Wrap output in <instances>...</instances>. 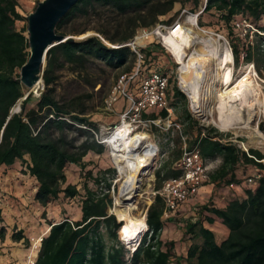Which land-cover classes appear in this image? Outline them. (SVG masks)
I'll return each instance as SVG.
<instances>
[{"label": "trees", "instance_id": "1", "mask_svg": "<svg viewBox=\"0 0 264 264\" xmlns=\"http://www.w3.org/2000/svg\"><path fill=\"white\" fill-rule=\"evenodd\" d=\"M18 5V0H0V166L14 168L18 162L21 174L33 182V201L43 208L62 199L79 202L77 219L65 217L48 224L33 264H264V152L243 151L233 142L223 143L227 135L211 127L198 126L189 115L185 116L189 120L187 129H196L187 147L197 148L203 159H220L218 167L209 175L212 183L239 185L237 172L243 167L254 169V174L247 179L258 178L255 185L244 190L243 197L230 199L223 207L208 201L199 207L193 218L184 221L182 237L189 242L184 253L177 252L174 241L160 238L165 204L160 195L155 194L146 211L147 232L126 258L127 250L116 235L122 221L107 213L111 198L107 193L98 196L87 187L81 195L66 177L68 166L83 170V160L89 153L100 155L105 151L104 143L97 138L98 127L87 111L90 95L84 89L64 97L56 93L59 73L63 70L75 74L78 82L91 91L100 84V79L89 72L95 65L127 66L125 70H130L138 61L136 82L142 76L161 71L152 64L157 54L164 52L158 42L147 46L135 44L134 51L126 45L141 30L167 24L162 18L169 15L175 5L186 6L190 13L199 7L196 24L200 28L213 29L214 23L226 28L234 63L238 64L242 56L244 62L255 64L254 49L242 44L241 29L236 23L244 20L264 33V0H78L59 20L55 32L74 36L93 31L97 35L51 47L42 73L43 91L33 106L28 107L29 95L28 101L21 103V110L10 115V110L24 96L18 78L29 54L26 27L17 25L23 19ZM93 16L100 22L98 27L86 25ZM203 18L208 21L204 23ZM78 21L85 22V26L68 29L69 24ZM255 37L263 44L264 63V35L255 32ZM255 65L259 69L258 64ZM170 84L172 81L168 78ZM170 90L176 98L183 96L175 83ZM158 116L165 118L167 111L142 114L145 119ZM180 155L181 150L172 151L170 160L162 168ZM178 175V171L169 169L163 178ZM84 177L98 184L104 180L92 177L90 170L85 171ZM155 177L162 178L161 170ZM160 186L158 184L155 191ZM195 195L181 205L190 202ZM215 222L228 231L223 240L219 241L209 228ZM102 228L104 234L112 238L109 246L103 240ZM11 237L16 242L24 238L21 231L12 233ZM3 239L4 227L1 226L0 240Z\"/></svg>", "mask_w": 264, "mask_h": 264}, {"label": "rangeland", "instance_id": "2", "mask_svg": "<svg viewBox=\"0 0 264 264\" xmlns=\"http://www.w3.org/2000/svg\"><path fill=\"white\" fill-rule=\"evenodd\" d=\"M38 1L41 0H18V11L23 16V19L17 23L18 27H27L26 16L34 10ZM188 6L189 5L187 4V7ZM187 7L175 5L173 11L169 15L162 18L165 21H168L167 24L148 29L146 31V35L142 38L140 37V39L136 41V44L143 46H147L153 41H156L163 47L164 52L157 54L155 62L152 64L156 68L160 67L161 71L159 72L167 76L172 81V84L168 85L167 105L172 109L171 117H174V122L176 123V125L166 128L167 121L161 120L158 125L153 124L150 127H145L143 124L132 122L131 118L126 120L135 130L143 131L149 134L151 140L155 145H157L159 150L154 157L152 162L153 165L150 167L151 176L143 178L140 184L138 197L130 204L129 207L130 213L133 216H142L144 217V220L147 208L153 201L155 187L158 184L162 185L163 181L166 179L163 178V175L167 170H172V163L168 164L165 169L162 168L164 167L163 165H165L168 159L170 160V154L172 151L180 150V146L182 145L181 136L185 137L188 145L189 141L195 135L196 129H187L188 124H185L184 121L186 115H189L203 127H211L216 131L227 135V138L229 137L230 140L234 141V143L243 151L255 149L264 152V141L255 137V133L252 130L228 129L223 131L218 129L208 118L197 115L193 112V110H191L189 99L178 83L179 65L161 44L158 35L156 34V30H162L179 23L184 27L193 29L200 37H212L217 39L219 43L225 44L228 48H230V46L228 40L226 39V28L223 26L214 23V27L216 29L219 28V30H215V28L203 29L197 24L192 26L187 23L186 18L191 15L197 16L198 13L196 12L199 10L198 7L196 12L190 13ZM195 18L197 23V17ZM207 21L208 19L203 18L204 23ZM84 23L85 22L82 23L81 21H78L75 24H69L68 29L73 30L82 28L85 26ZM86 25L89 27H98L100 22H98L97 18L93 16L88 19ZM139 33L140 32H138L136 36H141ZM25 34L27 35V31H25ZM84 35L97 34L93 31H86L83 34L74 36L82 37ZM239 39H241L244 46L248 45L254 49L252 50V57L255 64H258L259 69L257 68V65L253 63L244 62L241 56L238 64H235L233 61V79L240 76L247 66H251L253 69V84L255 85V88L260 91L261 96L264 97V63L261 52L263 50V44L255 37V31L247 27L241 29ZM128 45L130 49L134 51L133 47L130 44ZM193 48L199 49L200 45L195 44ZM257 48L259 52H257ZM188 52L190 51L188 50ZM242 54L243 52L241 51V55ZM137 65L138 61L132 65L130 70H125L127 66L121 68H112L103 64L92 66L89 72L92 75H96L100 79V84H96L92 91L89 90L87 86L78 82L75 74H72L67 70H63L59 73L56 93L59 97H64L69 94H75L83 91V89L87 91L88 95H90V99L87 102V111L90 119L98 127L97 138L100 142H103V138L108 135L112 128L121 123V114L128 107V102L120 99L109 110L105 107V99L117 77L127 71L133 70L137 67ZM174 83L183 93L182 97L176 98L172 95L170 87L174 85ZM22 89L23 93L27 92L25 88L22 87ZM43 89L44 86L41 80L38 87L29 93L31 101L28 103V107L33 106L35 100L39 97ZM18 102L15 106H17ZM156 112L157 110L154 111V113ZM144 120L145 118L141 117V121ZM251 125L253 128H256L260 132L264 133V114L258 115ZM104 145L105 151L102 154L95 155L89 153L84 158L83 161L85 165L82 167L83 170L78 166H68L66 177L69 182L76 185L81 195H84L85 193L84 187H87L98 196L107 193L112 200L111 207H107V213L115 215V217L122 221L121 224L123 225L124 219L118 217L110 211L113 207L114 197L118 192L120 177L116 167L112 163L110 149L105 143ZM162 153L165 154L162 156ZM207 163L209 165L208 177L198 189L197 195H195L190 202L181 205L177 211L172 213L170 217L166 219L163 218L164 227L160 238L163 241H174L176 243L178 253H184L189 243L186 239H184V237H182V224L188 218H193L199 207L208 203V201H210L214 206L223 207L230 199L237 198L238 193L240 195L244 194L245 189L253 186L247 182V177L254 174V169L252 167H243L237 172V177L240 180L239 185H226L223 183H212L209 178L210 173L216 169L219 162H211L207 159ZM9 169L14 171V173L11 172L10 178L5 180L3 184H0V227H4V239L0 240V264H31L36 259L40 242H38L35 249L33 248L34 244L38 239L46 235L48 224L51 222H59L65 217H68L70 220L77 219L79 216V202L75 199H62L43 208L33 201L34 189L31 179L23 176L19 167ZM87 170L91 171L92 177H102L104 179L102 180L103 182L98 184L94 182L92 178L89 179L88 177H84V173ZM159 170H161L162 177L160 180L155 177L156 172ZM108 185L109 188H107ZM122 225L119 230L116 231V235L117 240L122 243L127 250L126 258H128L130 257L132 250L120 239ZM219 225L221 224H218V226ZM217 229L213 230L216 234L219 233ZM17 231H21L24 236V238L18 242L13 241L11 237L12 233ZM146 232L147 230L143 233L142 237ZM104 233L105 230L102 228L103 240L105 244L109 246L113 243L112 238ZM33 250L35 252L34 257H32L31 254Z\"/></svg>", "mask_w": 264, "mask_h": 264}, {"label": "bare ground", "instance_id": "3", "mask_svg": "<svg viewBox=\"0 0 264 264\" xmlns=\"http://www.w3.org/2000/svg\"><path fill=\"white\" fill-rule=\"evenodd\" d=\"M195 17L188 16L186 22L195 26ZM156 34L179 65L178 83L194 113L208 118L220 130H252L255 137L264 141V133L251 125L258 115L264 114V97L253 84L251 66L233 79L231 49L217 39L200 37L193 29L179 23L157 29ZM195 44L200 48H193ZM120 122L103 142L110 149L112 163L120 177L110 211L124 219L120 239L133 251L147 225L144 217L133 216L129 207L138 197L143 178L151 176L156 145L146 132L135 130L125 119ZM39 241L34 244V249ZM31 254L34 257V250Z\"/></svg>", "mask_w": 264, "mask_h": 264}, {"label": "built area", "instance_id": "4", "mask_svg": "<svg viewBox=\"0 0 264 264\" xmlns=\"http://www.w3.org/2000/svg\"><path fill=\"white\" fill-rule=\"evenodd\" d=\"M236 27L240 29L247 27L264 35V33L257 31L244 20L237 22ZM146 31L145 29L141 30L139 33L141 36H135L134 40L131 41L130 45L133 49H135L136 41L146 35ZM137 55L140 58V55ZM138 73L139 64L131 72L123 73L117 77L105 99V107L110 110L120 99L126 100L128 107L121 114V120L131 118L132 122L143 124L145 127H150L153 124L158 125L161 119H145L141 121V117L143 113H148L151 110L165 109L167 116L171 114L172 109L167 105L168 77L160 72H152L140 77L138 82H136ZM172 126H174V123L167 117L166 128ZM158 152L156 145V154ZM164 154L162 153L161 155L163 156ZM173 170L178 171L179 175L165 179L160 189L154 192V195L158 194L163 199L165 209L162 218L165 219L177 211L179 205L187 201L190 196L197 193L208 177L209 165L207 160L202 158L197 148L189 149L184 144L180 157L174 162ZM257 178L258 176L255 178L250 177L247 182L255 185Z\"/></svg>", "mask_w": 264, "mask_h": 264}, {"label": "water", "instance_id": "5", "mask_svg": "<svg viewBox=\"0 0 264 264\" xmlns=\"http://www.w3.org/2000/svg\"><path fill=\"white\" fill-rule=\"evenodd\" d=\"M77 1L41 0L38 1L34 10L26 16L29 54L26 62L20 68L18 81L27 92L19 100L17 107L10 110V115L21 110V103L28 101L30 91L36 89L41 82L48 50L59 43L79 42L89 36H64L55 32L59 20Z\"/></svg>", "mask_w": 264, "mask_h": 264}, {"label": "crops", "instance_id": "6", "mask_svg": "<svg viewBox=\"0 0 264 264\" xmlns=\"http://www.w3.org/2000/svg\"><path fill=\"white\" fill-rule=\"evenodd\" d=\"M121 109H122V107H121ZM120 109V110H121ZM155 110H151V112H154ZM150 112V111H149ZM172 115L170 114L169 116H166L165 118H161V117H156L155 119H161L162 121H164V120H166L167 121V117L169 118V120L170 121H173V123H174V125H176V123L174 122V117H171ZM187 116V115H186ZM191 118V117H190ZM184 121H185V124H188V122H189V120H187V119H185L184 118ZM197 125L198 126H201L200 125V123H197ZM203 133V132H202ZM181 139H182V145L180 146V150L182 149V147H183V145L185 144L186 146H187V142H186V140H185V137H183V136H181ZM214 139H216V138H214ZM223 143H226V142H233L234 143V141H232V140H230V138L228 137H226V138H224L223 140ZM188 148V147H187ZM176 161V160H175ZM175 161H172L171 163H172V165H171V167H172V170H173V165H174V162ZM211 162H219L220 163V159L219 158H215V159H211L210 160ZM17 167H20L19 166V163L17 162V163H15L14 164V169L15 168H17ZM218 167V166H217ZM216 167V168H217ZM11 172H13L14 173V171H12L11 169H9L8 167H6V166H0V184H3L4 183V181L5 180H8L9 178H10V173ZM24 176V175H23ZM2 182V183H1ZM244 195L243 194H237V197H243ZM218 224H220L219 222H215L212 226H210L209 228L213 231L214 229H217L218 230V234H216V237H218V239H219V241L220 240H223L226 236H227V233H228V231H227V229L223 226V225H219L218 226ZM205 226H207V225H205ZM218 226V227H217ZM214 232V231H213Z\"/></svg>", "mask_w": 264, "mask_h": 264}]
</instances>
